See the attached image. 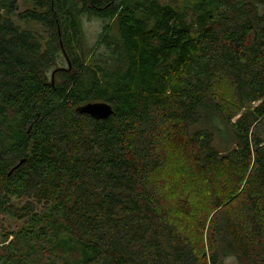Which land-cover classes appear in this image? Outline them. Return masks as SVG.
I'll use <instances>...</instances> for the list:
<instances>
[{
	"label": "trees",
	"instance_id": "trees-1",
	"mask_svg": "<svg viewBox=\"0 0 264 264\" xmlns=\"http://www.w3.org/2000/svg\"><path fill=\"white\" fill-rule=\"evenodd\" d=\"M0 212V264H264V0H0Z\"/></svg>",
	"mask_w": 264,
	"mask_h": 264
},
{
	"label": "rangeland",
	"instance_id": "rangeland-1",
	"mask_svg": "<svg viewBox=\"0 0 264 264\" xmlns=\"http://www.w3.org/2000/svg\"><path fill=\"white\" fill-rule=\"evenodd\" d=\"M164 1H177V0H164ZM101 24L100 21L94 20V19H86L84 20V28L86 31V34L89 36L88 41L93 42L95 39L96 33L100 30ZM16 201V200H15ZM16 203H19V201H16ZM20 224L18 221H14L13 219H10L7 215L0 212V233L4 229H10L11 227H14L15 225ZM224 264H241L240 261L235 256H228L225 259Z\"/></svg>",
	"mask_w": 264,
	"mask_h": 264
},
{
	"label": "water",
	"instance_id": "water-1",
	"mask_svg": "<svg viewBox=\"0 0 264 264\" xmlns=\"http://www.w3.org/2000/svg\"><path fill=\"white\" fill-rule=\"evenodd\" d=\"M79 111L96 118H107L113 112L111 106L107 103H88L81 106ZM23 162L21 161V163Z\"/></svg>",
	"mask_w": 264,
	"mask_h": 264
}]
</instances>
